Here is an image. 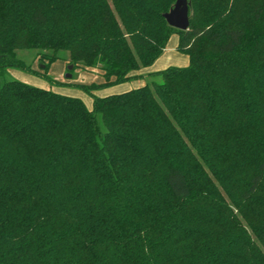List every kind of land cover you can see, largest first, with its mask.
Returning a JSON list of instances; mask_svg holds the SVG:
<instances>
[{
  "label": "trees",
  "instance_id": "obj_1",
  "mask_svg": "<svg viewBox=\"0 0 264 264\" xmlns=\"http://www.w3.org/2000/svg\"><path fill=\"white\" fill-rule=\"evenodd\" d=\"M173 1L0 0V264H264V0ZM20 49L99 69L91 107Z\"/></svg>",
  "mask_w": 264,
  "mask_h": 264
},
{
  "label": "rangeland",
  "instance_id": "obj_2",
  "mask_svg": "<svg viewBox=\"0 0 264 264\" xmlns=\"http://www.w3.org/2000/svg\"><path fill=\"white\" fill-rule=\"evenodd\" d=\"M177 36L172 33L168 36L165 47L149 64V70H157L169 64L183 65L187 64L188 57L185 53L176 49ZM18 55L21 56L26 63H28L32 70H25L19 67H10L2 78H18L28 83L44 86L53 90L63 92L70 95L78 96L86 107H91V97L89 94L81 90L79 87L73 86V83H88L90 81H99L101 76L99 69L95 67H84L80 65L66 68V61L58 53V57L44 66L43 62L39 60V56L34 49L18 50ZM69 72V76H65V72ZM136 79L114 83L112 85L94 90L97 94H105L108 92L120 91L128 87L136 86L140 82L148 80ZM143 80V81H142Z\"/></svg>",
  "mask_w": 264,
  "mask_h": 264
},
{
  "label": "water",
  "instance_id": "obj_3",
  "mask_svg": "<svg viewBox=\"0 0 264 264\" xmlns=\"http://www.w3.org/2000/svg\"><path fill=\"white\" fill-rule=\"evenodd\" d=\"M189 4L190 0H174L168 9L163 11L161 14L169 25L185 29L188 25ZM71 66V63L66 64L67 69ZM64 75L69 76V72L66 71Z\"/></svg>",
  "mask_w": 264,
  "mask_h": 264
},
{
  "label": "crops",
  "instance_id": "obj_4",
  "mask_svg": "<svg viewBox=\"0 0 264 264\" xmlns=\"http://www.w3.org/2000/svg\"><path fill=\"white\" fill-rule=\"evenodd\" d=\"M139 71L144 73V72L152 71V70H149V65H147V66H144V67L140 68ZM138 79L140 80V78H137L136 81H138Z\"/></svg>",
  "mask_w": 264,
  "mask_h": 264
}]
</instances>
